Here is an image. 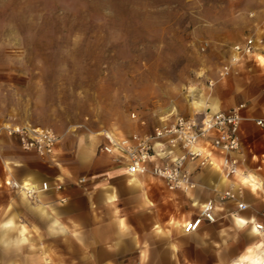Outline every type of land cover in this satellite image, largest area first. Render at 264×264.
<instances>
[{
  "label": "rangeland",
  "instance_id": "1",
  "mask_svg": "<svg viewBox=\"0 0 264 264\" xmlns=\"http://www.w3.org/2000/svg\"><path fill=\"white\" fill-rule=\"evenodd\" d=\"M248 37L264 46V0H0V126L47 128L59 136L52 159L21 150L14 138L21 166L49 180L61 145L93 148L96 156L104 131L152 132L170 107L172 114L209 111L212 101L248 107L237 86L256 54L220 75L231 46ZM201 97L207 107L196 110L191 102ZM249 123L244 150L251 155L262 130ZM82 175L84 184L96 172ZM9 179L0 180V221L29 209ZM241 239L207 255L229 264ZM3 257L11 251H0Z\"/></svg>",
  "mask_w": 264,
  "mask_h": 264
},
{
  "label": "crops",
  "instance_id": "2",
  "mask_svg": "<svg viewBox=\"0 0 264 264\" xmlns=\"http://www.w3.org/2000/svg\"><path fill=\"white\" fill-rule=\"evenodd\" d=\"M255 54L252 72L237 86L243 102H250L244 112L247 119L242 123L241 171L247 172L254 184L264 182V130H258L259 149L251 155L244 144L249 139V122L264 118V46ZM191 106L200 110L207 104L201 97ZM234 106L221 108L214 101L209 105L211 111ZM15 144L14 138L0 137V180L9 176L22 185L39 186L44 177L32 166L22 167L24 157L16 156ZM57 155L58 169L49 180L62 181L64 189L39 193L36 201L27 199L29 209L25 215L14 212L2 216L0 251H11V257L0 258V264H224L220 255L213 263L208 252L227 250L233 241L242 238L238 249L241 255L259 240L250 225L240 223L264 221L258 191L247 188L244 200L248 208L240 212L239 219L232 217L229 212L234 205L219 201L227 182L214 167L195 171L197 187L184 194L167 190L153 176L129 175L124 166L113 164L107 156H95L93 148L76 146L69 150L61 145ZM89 170L96 172V177L77 184L82 173ZM59 196H65L66 202H59ZM209 198L220 207L216 222H203L198 230L186 233L184 225L196 218L201 204ZM167 204L173 209L164 212ZM197 252L202 254L198 256Z\"/></svg>",
  "mask_w": 264,
  "mask_h": 264
},
{
  "label": "built area",
  "instance_id": "3",
  "mask_svg": "<svg viewBox=\"0 0 264 264\" xmlns=\"http://www.w3.org/2000/svg\"><path fill=\"white\" fill-rule=\"evenodd\" d=\"M262 40L258 43L261 44ZM258 50L256 40L248 37L231 46L229 62L222 66L220 75L225 77L233 65L253 55ZM211 84V82H209ZM246 104L240 103L229 109L216 111H196L191 114H165L159 117L158 125L149 133L116 134L104 131L103 142L97 146V153L110 158L117 166H124L129 175L147 174L160 180L169 191L189 194L196 189L194 173L197 170L214 167L227 182L226 189L220 193L219 201L230 202L234 209L229 212L238 217L248 208L244 192L258 191L261 199L260 215L264 217V182L257 188L249 179L247 172L241 171L242 165V123L246 121ZM260 130H264V118L251 120ZM15 138L21 150L41 157L53 158L59 142V136L51 129L35 128L16 123L0 126V133ZM85 181L79 177L77 184ZM13 189L24 190L30 200H36L39 193L60 192L64 183L59 180H44L39 186L31 183L27 186L14 179L5 181ZM256 187V186H255ZM57 200L65 203L67 198L59 196ZM219 204L212 198L201 204L196 218L184 225L186 233L198 230L203 222H216ZM243 226L250 225L258 237L261 259L264 264V221L244 220Z\"/></svg>",
  "mask_w": 264,
  "mask_h": 264
},
{
  "label": "bare ground",
  "instance_id": "4",
  "mask_svg": "<svg viewBox=\"0 0 264 264\" xmlns=\"http://www.w3.org/2000/svg\"><path fill=\"white\" fill-rule=\"evenodd\" d=\"M195 105H198V104H195ZM208 107H209V104H208ZM173 111H174V108L170 107V108H168L166 113L171 114ZM209 111L212 112L210 107H209ZM248 181L252 182L251 179ZM28 185H30V184H28ZM252 185L259 187L261 185V183H255V184L252 183ZM22 186L23 187L27 186V183L23 184ZM22 192L25 194L24 190ZM258 242L259 241L252 242L251 245H248L245 248V250L243 251V253L231 264H259L260 259H261V254L259 251Z\"/></svg>",
  "mask_w": 264,
  "mask_h": 264
},
{
  "label": "snow or ice",
  "instance_id": "5",
  "mask_svg": "<svg viewBox=\"0 0 264 264\" xmlns=\"http://www.w3.org/2000/svg\"><path fill=\"white\" fill-rule=\"evenodd\" d=\"M240 223H244V221H240Z\"/></svg>",
  "mask_w": 264,
  "mask_h": 264
}]
</instances>
